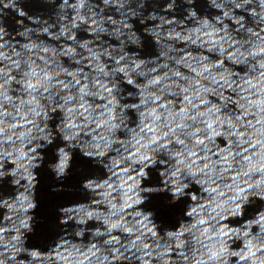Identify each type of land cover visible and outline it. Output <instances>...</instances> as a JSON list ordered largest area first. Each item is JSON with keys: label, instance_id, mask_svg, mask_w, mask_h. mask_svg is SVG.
Listing matches in <instances>:
<instances>
[{"label": "water", "instance_id": "water-1", "mask_svg": "<svg viewBox=\"0 0 264 264\" xmlns=\"http://www.w3.org/2000/svg\"><path fill=\"white\" fill-rule=\"evenodd\" d=\"M0 264H264V0H0Z\"/></svg>", "mask_w": 264, "mask_h": 264}]
</instances>
